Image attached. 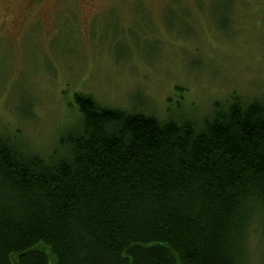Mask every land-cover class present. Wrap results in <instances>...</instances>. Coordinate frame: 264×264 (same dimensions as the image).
Wrapping results in <instances>:
<instances>
[{"label": "trees", "instance_id": "obj_1", "mask_svg": "<svg viewBox=\"0 0 264 264\" xmlns=\"http://www.w3.org/2000/svg\"><path fill=\"white\" fill-rule=\"evenodd\" d=\"M75 102L62 153L0 133V264H264V97L194 121Z\"/></svg>", "mask_w": 264, "mask_h": 264}, {"label": "rangeland", "instance_id": "obj_2", "mask_svg": "<svg viewBox=\"0 0 264 264\" xmlns=\"http://www.w3.org/2000/svg\"><path fill=\"white\" fill-rule=\"evenodd\" d=\"M31 6L0 8V133L27 151L63 152L60 139L81 128L78 93L175 121L206 118L234 94L264 97V0Z\"/></svg>", "mask_w": 264, "mask_h": 264}, {"label": "flooded vegetation", "instance_id": "obj_3", "mask_svg": "<svg viewBox=\"0 0 264 264\" xmlns=\"http://www.w3.org/2000/svg\"><path fill=\"white\" fill-rule=\"evenodd\" d=\"M42 0H28V3H30V5H32L33 6V4L34 3H40ZM1 6H2V0H0V8H1ZM31 6V7H32ZM1 12V11H0Z\"/></svg>", "mask_w": 264, "mask_h": 264}]
</instances>
